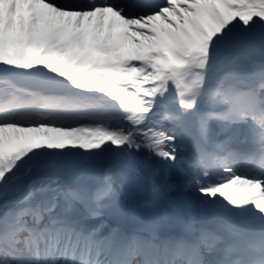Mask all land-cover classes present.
Here are the masks:
<instances>
[{
    "label": "snow or ice",
    "instance_id": "1",
    "mask_svg": "<svg viewBox=\"0 0 264 264\" xmlns=\"http://www.w3.org/2000/svg\"><path fill=\"white\" fill-rule=\"evenodd\" d=\"M0 264H264V0H0Z\"/></svg>",
    "mask_w": 264,
    "mask_h": 264
},
{
    "label": "bare ground",
    "instance_id": "2",
    "mask_svg": "<svg viewBox=\"0 0 264 264\" xmlns=\"http://www.w3.org/2000/svg\"><path fill=\"white\" fill-rule=\"evenodd\" d=\"M114 181L117 186H124L125 190H127V182L124 180V176L121 173H116L114 175ZM90 224H93L92 221H89Z\"/></svg>",
    "mask_w": 264,
    "mask_h": 264
},
{
    "label": "rangeland",
    "instance_id": "3",
    "mask_svg": "<svg viewBox=\"0 0 264 264\" xmlns=\"http://www.w3.org/2000/svg\"><path fill=\"white\" fill-rule=\"evenodd\" d=\"M124 180L126 181V178L125 177H124ZM105 218H107V217H105ZM91 221L93 222V224H98L100 222L99 219H95V220H91Z\"/></svg>",
    "mask_w": 264,
    "mask_h": 264
}]
</instances>
